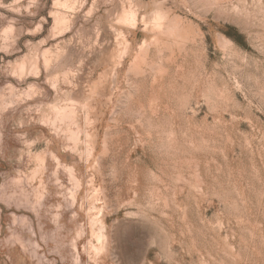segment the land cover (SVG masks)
<instances>
[{"label": "rangeland", "instance_id": "374dc122", "mask_svg": "<svg viewBox=\"0 0 264 264\" xmlns=\"http://www.w3.org/2000/svg\"><path fill=\"white\" fill-rule=\"evenodd\" d=\"M0 264H264V0H0Z\"/></svg>", "mask_w": 264, "mask_h": 264}]
</instances>
